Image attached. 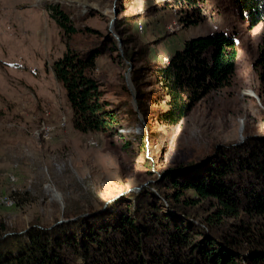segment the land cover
I'll list each match as a JSON object with an SVG mask.
<instances>
[{
	"label": "rangeland",
	"instance_id": "374dc122",
	"mask_svg": "<svg viewBox=\"0 0 264 264\" xmlns=\"http://www.w3.org/2000/svg\"><path fill=\"white\" fill-rule=\"evenodd\" d=\"M232 2L203 0L193 15L190 0H0V221L18 231L32 222L53 228L79 214L102 212L108 205L110 210L116 202L128 206L127 196L144 190L159 195L153 185L167 172L184 173L205 162L215 146L239 148L247 139L264 140V76L258 64L264 23L250 28L230 9ZM56 5L79 31L71 38L48 10ZM189 15L203 20L184 26ZM87 29L116 42L97 59L104 99L138 114L136 122L122 115L119 134L75 130L65 90L53 73L68 48L86 51L97 41ZM216 32L238 40L230 84L212 92L177 126L156 120L166 106L153 104L151 97H146L147 117L142 115L127 82L137 94L132 70H140L142 93L151 94L157 86L148 69L169 63L186 40Z\"/></svg>",
	"mask_w": 264,
	"mask_h": 264
},
{
	"label": "trees",
	"instance_id": "16d2710c",
	"mask_svg": "<svg viewBox=\"0 0 264 264\" xmlns=\"http://www.w3.org/2000/svg\"><path fill=\"white\" fill-rule=\"evenodd\" d=\"M190 3L193 15L201 11L203 0ZM230 9L250 28L264 23V0H233ZM48 10L69 38L79 33L59 6ZM193 15L182 19L184 26L203 20ZM87 31L98 35L97 41L86 51L68 48L53 73L65 90L75 130L119 134L122 115L136 122L138 114L132 106L126 113L112 107L96 75L98 57L116 42ZM116 32L125 47L118 24ZM238 46L236 36L226 32L186 40L169 63L148 69L157 86L151 94L142 93L140 70L133 69L140 113L147 117L146 97H151L153 104L166 106L156 120L179 125L207 96L230 84ZM125 58L133 61L127 50ZM258 64L264 76V36ZM251 140L239 148L215 146L205 162L184 173L167 172L153 185L160 196L148 190L130 194L128 206L116 202L110 210L108 205L102 212L79 214L53 228L32 222L18 231L0 221V264H264V140Z\"/></svg>",
	"mask_w": 264,
	"mask_h": 264
},
{
	"label": "water",
	"instance_id": "95a60500",
	"mask_svg": "<svg viewBox=\"0 0 264 264\" xmlns=\"http://www.w3.org/2000/svg\"><path fill=\"white\" fill-rule=\"evenodd\" d=\"M120 44H121V43H120ZM127 82H128L129 88L131 89V92H132V94H133V97H134V103L136 104V103H137V102H136L137 94H136V92H135V90H134V88H133V86H132V84H131L129 78H127Z\"/></svg>",
	"mask_w": 264,
	"mask_h": 264
}]
</instances>
